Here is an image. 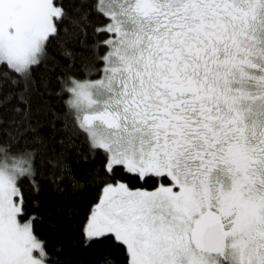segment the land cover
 Wrapping results in <instances>:
<instances>
[{"label": "snow or ice", "instance_id": "snow-or-ice-1", "mask_svg": "<svg viewBox=\"0 0 264 264\" xmlns=\"http://www.w3.org/2000/svg\"><path fill=\"white\" fill-rule=\"evenodd\" d=\"M84 2L89 55L63 47L56 76L65 128L110 176L152 181L106 182L86 238L113 237L127 264H264V0ZM66 19L62 0H0V264L50 261L23 185L40 141L32 74Z\"/></svg>", "mask_w": 264, "mask_h": 264}, {"label": "trees", "instance_id": "trees-1", "mask_svg": "<svg viewBox=\"0 0 264 264\" xmlns=\"http://www.w3.org/2000/svg\"><path fill=\"white\" fill-rule=\"evenodd\" d=\"M62 4L67 13L63 25L67 34L62 28L61 38L52 40L45 62L32 74L34 110L38 106L42 110L34 115L40 136L33 145L37 153L35 181L23 185L27 218L32 221L34 234L46 245L49 264H127L126 251L113 237L88 239L83 228L106 182L117 179L133 188L151 189L152 181L123 172L110 176L105 172L104 153L90 150L83 136H75L65 128L66 108L63 98L57 95L56 80L59 66L68 63L61 51L66 47L85 57L89 54L81 47L82 36L76 26L87 9L86 3L62 0ZM88 43L91 44V37ZM7 72L6 67H0V77ZM10 87V82L5 81L4 91Z\"/></svg>", "mask_w": 264, "mask_h": 264}, {"label": "rangeland", "instance_id": "rangeland-1", "mask_svg": "<svg viewBox=\"0 0 264 264\" xmlns=\"http://www.w3.org/2000/svg\"><path fill=\"white\" fill-rule=\"evenodd\" d=\"M98 201H99V198H98V200L93 204V206H92V208H91V210H90V212H89L88 217L91 215V212H92L93 208L95 207V205L98 203ZM87 219H88V218H87ZM86 222H87V220H86ZM86 222H85V224H86ZM46 264H49V263L46 261Z\"/></svg>", "mask_w": 264, "mask_h": 264}]
</instances>
